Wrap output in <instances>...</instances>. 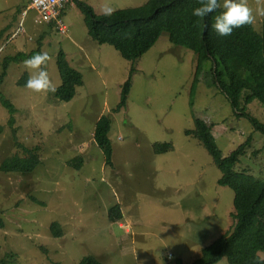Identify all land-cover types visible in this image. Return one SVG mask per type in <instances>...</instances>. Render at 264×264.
<instances>
[{"label":"rangeland","instance_id":"obj_1","mask_svg":"<svg viewBox=\"0 0 264 264\" xmlns=\"http://www.w3.org/2000/svg\"><path fill=\"white\" fill-rule=\"evenodd\" d=\"M81 1L102 15L108 8L139 7L149 0ZM31 2L0 0V76L8 69L1 96L14 109L10 112L0 96V215L5 222L0 261L80 264L94 256L101 264H192L203 248L231 230L235 194L218 184L221 171L186 132L196 120L212 126L223 157L251 136L252 147L235 169L259 179L264 178V134L249 118L236 116L225 93L205 73L211 62L191 92L197 55L173 45L167 33L138 60L127 61L112 46L92 40L77 4L62 10L60 19L68 28L63 35L54 23L35 22L38 13L29 9ZM248 5L255 14L264 0H248ZM263 21L256 14L258 31ZM61 51L83 76L70 102L27 89L24 60L6 64L18 53L47 52L52 57L47 71L58 88ZM132 68L127 105L114 112ZM246 112L264 123L258 101ZM102 116L112 120V164L94 139ZM155 144L172 149L157 154ZM20 145L39 148L38 166L24 174L1 170L15 154H23ZM77 158H82L80 167L72 163ZM117 205L122 229L109 219ZM53 223L60 225L62 236L53 233ZM217 264L229 263L223 258Z\"/></svg>","mask_w":264,"mask_h":264},{"label":"trees","instance_id":"obj_2","mask_svg":"<svg viewBox=\"0 0 264 264\" xmlns=\"http://www.w3.org/2000/svg\"><path fill=\"white\" fill-rule=\"evenodd\" d=\"M77 5L85 14V23L92 40L100 45L112 46L127 61L134 62L149 52L164 33L169 35L173 45L193 51L197 55V65L192 93L200 82L205 64L211 62L212 67L205 73L212 77L213 83L225 93L236 116L249 118L255 130L264 134V123L246 112L247 106L255 100L264 107V21L261 31H258L253 23L234 29L231 36L221 37L212 25L215 16L219 15L222 9H217L201 19L199 26H194L195 21L200 18L194 17L192 12L200 6L199 0H149L139 7L112 11L111 15H98L93 7L84 2L79 1ZM32 56L33 52L18 53L6 58V64L20 62ZM57 62L62 84L54 96L59 102H70L76 96L77 88L83 85V76L70 66L64 52L59 53ZM7 70L5 68L0 76V96ZM133 74L134 68L123 85L121 102L114 112L126 107ZM1 100L10 112H14L13 105L8 100L2 96ZM240 112L241 114H238ZM111 125V118L102 116L94 131V139L104 151L107 164H112L113 149L109 139ZM212 129V126L205 122L196 120L195 128L186 133L187 136L198 140L213 158L222 173L218 184L234 191L232 218L235 223L230 231L203 248L192 264H217L223 258H226L229 264H253L256 252H264V215L261 212L264 202V178H255L246 170L235 169L241 157L252 147L253 138L248 137L227 157H223L218 150ZM154 148L157 154L172 149L169 144H155ZM20 149L23 154H15L11 161L7 160L2 165L1 170L18 174L33 172L41 162L39 148L20 145ZM256 153L258 152L255 151L254 154ZM74 162L76 167H80L82 158H77L72 163ZM109 219L112 222L123 220L118 205L111 209ZM4 227L5 222L0 215V229ZM51 229L56 236H62L63 232L58 223H53ZM2 263L0 261V264ZM80 264L101 262L94 256H87ZM175 264L185 263L178 260Z\"/></svg>","mask_w":264,"mask_h":264},{"label":"clouds","instance_id":"obj_3","mask_svg":"<svg viewBox=\"0 0 264 264\" xmlns=\"http://www.w3.org/2000/svg\"><path fill=\"white\" fill-rule=\"evenodd\" d=\"M199 5L192 12L194 17L200 18L195 21L194 26H199L201 19L214 13L217 9H222L221 13L215 16L212 25L217 35L221 37L231 36L234 29L252 25L256 14L264 16V7L257 8L254 14L253 9L248 5V0H199ZM105 13L111 15L112 9H106ZM51 59L52 57L47 52H41L23 61L24 67L29 72L25 84L27 89L37 94L56 92V85L47 71ZM253 264H264V253L257 251Z\"/></svg>","mask_w":264,"mask_h":264},{"label":"built area","instance_id":"obj_4","mask_svg":"<svg viewBox=\"0 0 264 264\" xmlns=\"http://www.w3.org/2000/svg\"><path fill=\"white\" fill-rule=\"evenodd\" d=\"M77 2H79V0H32L29 9L35 10L38 13V17L35 20L36 23H54L58 31L66 35L68 33V28L62 19H60L62 10ZM22 31L24 32L23 28ZM119 226L124 227L122 223H119Z\"/></svg>","mask_w":264,"mask_h":264},{"label":"crops","instance_id":"obj_5","mask_svg":"<svg viewBox=\"0 0 264 264\" xmlns=\"http://www.w3.org/2000/svg\"><path fill=\"white\" fill-rule=\"evenodd\" d=\"M79 1L82 2L81 0H79ZM77 3H78V2H77ZM77 3H76V4H77ZM119 223H122V222H119ZM119 223H118V227L121 228V227L119 226ZM121 229H122V228H121ZM126 232H128V230H126ZM128 233H130V230H129Z\"/></svg>","mask_w":264,"mask_h":264}]
</instances>
